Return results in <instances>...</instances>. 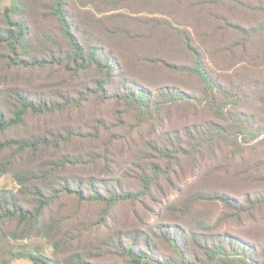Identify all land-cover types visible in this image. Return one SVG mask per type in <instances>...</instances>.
I'll return each mask as SVG.
<instances>
[{"label": "trees", "instance_id": "obj_1", "mask_svg": "<svg viewBox=\"0 0 264 264\" xmlns=\"http://www.w3.org/2000/svg\"><path fill=\"white\" fill-rule=\"evenodd\" d=\"M44 1L57 31L43 30L34 39L23 19L28 6L26 0H0V6L5 3L1 10L0 58L10 69L50 66L67 77H62L64 80L80 78L57 99L30 97L20 85L0 90L1 133L25 126L30 117L53 116L70 108L81 114L91 100L98 105L116 104L117 115L130 113L136 126L145 122L162 125L160 116L165 109L176 104L193 108L196 102L204 104L216 119L209 116L204 126L173 130L171 143L152 145L158 159L141 158L137 165V189L118 187L102 191L93 175L62 173L83 160L81 154L62 150L71 137L83 131L74 130L69 124L51 125L44 133L30 130L26 136L0 140V154L10 152L0 163V172L21 159L23 153L30 154L25 164L17 163L13 176L21 192L33 196V206L29 209L15 197L10 196L5 202L0 192V223L16 218L19 224H27L29 233L47 237L53 249L52 256H47L38 245L26 248L23 244L24 247L10 252L13 257L28 258L32 264H90L82 251L70 249L74 238L54 239L61 231L59 213L53 218L52 214L47 216V211L62 196L79 203L102 204L103 209L93 223L97 229L108 227L114 206L143 203L153 196V188L161 182L177 195L170 199L174 193L168 192L166 208L158 214H169L185 224L186 219L189 222L196 219L192 215H198L194 208L201 201L222 205L216 217L218 225L233 215L251 214L250 211L264 208V193L254 197L245 194L239 199L199 188L183 194L172 182L181 159L196 161V156L203 157L206 151L215 150L216 144L229 150L224 157L229 165L221 167L227 172L231 163L242 158L247 150L259 152L257 156L252 152L253 157L244 163L250 166L242 171L245 176L253 174L252 180L264 183V137L252 143L264 133V0ZM230 58L231 63L226 66ZM211 64L221 70H232L236 80L224 83L213 75ZM147 70L154 71L147 77L155 78V89L147 85ZM182 76L196 79L200 89L194 93L178 87L176 83ZM122 121L120 116L115 124ZM113 125L99 118L98 125L85 135L96 139L99 126L109 129ZM171 139L168 138L169 142ZM111 140L106 139L98 152L106 163L112 160ZM47 149L53 150L52 156L43 158ZM209 158L217 159V154L210 153ZM196 166L194 162L193 168ZM204 220L199 218L203 225L208 224ZM80 224H76L81 228L78 239L84 231L93 230L89 222L80 220ZM155 229L168 234L173 255H156L151 239ZM207 229L199 231L182 228L177 223L157 222L142 239L144 247L139 246L137 238L125 239L121 234L111 244L125 264H264V249L258 253L252 245L227 234L224 236L227 241L215 242L209 239ZM176 230L180 237L175 236ZM23 236L12 234L13 238ZM57 251L66 252L65 257L56 259Z\"/></svg>", "mask_w": 264, "mask_h": 264}, {"label": "rangeland", "instance_id": "obj_2", "mask_svg": "<svg viewBox=\"0 0 264 264\" xmlns=\"http://www.w3.org/2000/svg\"><path fill=\"white\" fill-rule=\"evenodd\" d=\"M4 4L0 6V27L3 26L1 10ZM26 6L23 19L27 21L34 39H38L40 32L43 30H50L56 33L57 25L54 18L48 15V3L46 1L26 0ZM38 41L36 40V42ZM62 46L64 47V45ZM226 62V66L230 65L231 58ZM209 67L213 75L218 76L224 83L236 80L231 75L232 70L230 69L221 70L214 67L213 64L209 65ZM153 72V70H147L145 73L146 77L153 75ZM62 77L67 78L50 66L37 69H10L5 67L4 61L0 58V90H4L10 85H20L26 89L28 92L26 93L30 97L57 99L63 92L72 89L77 84L78 78H80L79 76L75 79L64 80ZM147 81L149 83L147 85L155 89L157 83L155 78L147 77ZM176 85L194 93L201 86L196 79L183 76L179 77ZM179 105L181 104L171 105L169 109L164 110L160 116L162 125H159V123L153 125L145 122L136 126L130 113L123 112L121 115H117L116 104L106 102L98 105L94 100H91L86 104V108L81 114L76 113L74 108H70L66 112L53 116L30 117L25 126L3 133L0 132V140L9 136H26L30 134L27 133L30 130L44 133L47 131L45 128H49L51 125L59 127L69 124L72 129H82L83 131L79 132L81 133L80 135L71 137L69 143L62 150L71 154H81L83 160L79 163L81 165L77 164V167L68 168L62 173L77 174L81 177L93 175L98 180L97 184L101 186L99 188L102 191L106 188L118 187L137 189L139 187L137 165L144 157L149 160L158 159V153L151 148L152 145L171 143L174 139L173 130L183 131L185 126L190 125L204 126L211 117L212 120L216 119L207 108L203 107L204 104L202 103L199 105L196 102L193 108L178 107ZM120 116L123 117V121L115 124ZM99 118L109 123L112 122L114 125L109 129L108 127L99 126L97 128L99 137L96 139L86 136V133H91L92 128L98 125ZM169 137L172 138L170 142L168 140ZM263 137L264 133L252 143H257ZM108 138H112V160L110 163H106L98 153L102 151L103 142ZM219 146L215 144L213 148L216 149L209 152L206 151L203 157L196 156V161L181 159L182 162L178 174L172 177V182L179 186L181 192L185 194L189 189L202 188L207 191L228 194L239 199H242L245 194L254 197L264 193V183L256 182V179L252 180L253 174L247 173L245 176L242 171L243 167L246 169L250 166V164L244 165V163L253 157V153L257 156L259 152L252 151V153L250 152L251 150H247L242 158L236 159L234 163H231L228 169L229 172H227L221 170V167L222 164L229 165V162L224 160L229 150L224 147L219 148ZM93 152H95V155H92ZM9 153V151H5L0 154V163L5 160L6 155ZM52 153V149H47L43 158L51 157ZM210 153H216L217 159H210ZM19 158L21 159L6 168L5 172H0V192L3 198H6L5 202L8 201L10 196L15 197L18 203L31 209L33 206L32 194L21 192L20 185L15 180V176H13L14 169L19 166L17 163L25 164L31 157L28 152H25ZM93 159H95L93 161L94 164L92 162ZM194 162H197L195 169L193 168ZM159 185L153 188V196L144 200L143 203L136 205L131 203L118 204L114 206L112 215L106 224L108 227L100 229H97V226L95 227L93 223L98 219L103 209L102 204L79 203L69 196L60 197V200L47 211V216L52 214L53 218L56 217L55 213H59L58 219L61 224V231L54 239L74 238V244L70 249L82 251L84 253L83 256L90 264H125L124 258L118 254L117 249L111 244L112 239L119 234L123 235L125 239L137 238L140 241L138 243L139 246L144 247L142 239H145L147 234L152 232L153 226L157 222L177 223L182 228L198 229L199 231H202V228H208L209 239L215 240V242L220 240L227 241L224 237L227 234L252 245L258 253L264 249V208L250 211L249 213L251 214L233 215L218 225L216 217L223 209L222 205L213 201H201L194 208L198 215H192L196 219L190 222L186 219L187 224H185L169 214H158L166 208L165 199L168 192L174 191L169 189L165 182H161ZM176 195L175 193L171 194L170 199L175 198ZM199 218H205L208 224L203 225V223L199 222ZM80 220L89 222V227L92 224L93 230L90 232L88 230L84 231L80 239H78L77 235L81 232V228L77 227L76 224L78 222L81 226ZM119 231H122V233ZM2 233H4V236H1ZM95 233L96 236H93ZM12 234L24 236L22 238H13ZM174 234L180 237V233L177 230ZM167 235L159 229H155L154 234H152L153 249L159 257L174 254ZM187 240L185 241L187 242ZM23 244H26V248H31L32 244H36L40 247L41 253L47 256H52L53 254L48 238L44 237V235L35 236L33 233H29L27 224H19L16 218L7 219L0 223V264H32L28 258H15L10 253L24 247ZM65 255L66 252L57 251L55 258L61 260Z\"/></svg>", "mask_w": 264, "mask_h": 264}]
</instances>
